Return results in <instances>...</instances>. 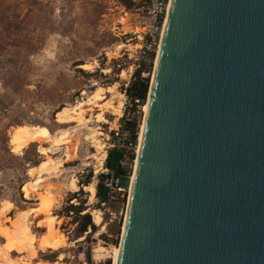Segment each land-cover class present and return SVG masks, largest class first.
I'll use <instances>...</instances> for the list:
<instances>
[{
	"label": "water",
	"instance_id": "water-1",
	"mask_svg": "<svg viewBox=\"0 0 264 264\" xmlns=\"http://www.w3.org/2000/svg\"><path fill=\"white\" fill-rule=\"evenodd\" d=\"M118 264H264V0H170Z\"/></svg>",
	"mask_w": 264,
	"mask_h": 264
},
{
	"label": "rangeland",
	"instance_id": "rangeland-1",
	"mask_svg": "<svg viewBox=\"0 0 264 264\" xmlns=\"http://www.w3.org/2000/svg\"><path fill=\"white\" fill-rule=\"evenodd\" d=\"M148 3L149 0H0V226L10 225L18 212L31 210L26 220L36 239L32 242L34 256L26 245L27 249L11 251L7 258L2 254L0 264H23L25 260L29 264H112L126 217L136 148L126 152L123 159L129 171L124 195L117 192L115 200L102 204L96 190L91 195L84 186L96 187L98 175L106 171L105 159L118 122L129 120V115L118 113L122 112L125 79L130 66L136 63L127 56L131 49H125L136 43L135 38L127 41L131 36L128 31L139 29ZM161 34L154 50L140 59L145 69L142 75L148 78L149 85ZM115 51L125 54L118 61L108 60L106 53L114 55ZM84 64L90 66L85 69ZM80 102L81 114L70 113ZM146 103L147 98L137 109V145ZM98 113L104 120H96ZM23 124L47 128L53 137L65 133L68 142L52 149L53 158L64 157L66 146L71 149L72 158L63 159L58 172L44 174L47 177L43 175V181L32 186L35 175L29 174L28 168L45 159L39 148L47 143L38 136L14 153L11 134ZM70 205L81 206V214L89 213L95 228L80 232L82 220L68 209ZM51 215L55 216L54 228L64 235L65 245L42 251L37 247V238L47 231L46 220ZM95 217L101 224L94 222ZM5 241L0 237L1 247H6ZM60 254L63 257L58 260Z\"/></svg>",
	"mask_w": 264,
	"mask_h": 264
},
{
	"label": "bare ground",
	"instance_id": "bare-ground-1",
	"mask_svg": "<svg viewBox=\"0 0 264 264\" xmlns=\"http://www.w3.org/2000/svg\"><path fill=\"white\" fill-rule=\"evenodd\" d=\"M170 3L168 5V10H169ZM166 21V20H165ZM165 24V22H164ZM164 27V25H163ZM163 30V29H162ZM158 53V52H157ZM90 65L89 64H84L82 65L83 68H88ZM112 88V87H109ZM109 92V91H108ZM111 92V91H110ZM82 106V102H80L78 105H76L73 109H70L69 112L73 114H77L79 116L81 112L78 110L79 107ZM146 109H147V103L143 106L144 110V118L146 114ZM119 115H121V111L119 110ZM101 113L96 114V120L101 121L104 120L103 117H101ZM142 128H143V123H142ZM142 132V129H141ZM141 132H140V138H141ZM38 136H43L47 146L45 147H40L39 151L41 154L45 155V159L42 160L40 163H38L35 166H30L28 168V173L31 175H35L34 180L31 182V185H36L39 181H42L43 175L44 174H51V173H56L59 170V167L63 165V159H71L72 156L70 154L71 149H69L68 146H66V151L64 154V157H58V158H53L51 153L52 149L54 147H60L62 145H65L68 142V139L65 137V133L60 134L58 137H52L49 134V131L47 128H40L37 125H27L23 124L17 127V129L11 134V145H12V151L14 153L20 152L22 149H24L28 144L32 143L34 140L37 139ZM140 138H139V143H140ZM139 143L137 145V142H134L136 151H137V156H136V163L134 167V171L136 170L137 166V161H138V152H139ZM76 146L72 149L75 151ZM133 171V175H134ZM133 175L130 180V190L132 189L133 185ZM85 188L91 193V195H94L95 193V187L93 185H88L85 186ZM24 190L26 191V196L29 194V189L27 184L24 186ZM36 191V190H35ZM45 191V189H44ZM48 193V191H46ZM47 196V194H46ZM91 197V196H90ZM92 198V197H91ZM42 199V198H41ZM44 200V199H42ZM129 201V200H128ZM2 212V209H0ZM0 212V213H1ZM31 212V210L25 211L22 210L17 213V215L13 218L10 219V225L5 226H0V237H3L6 239V243L3 244L6 247H1L0 246V256H5L6 258L9 255V252L11 251H20L23 248L28 245V249L32 251V255H35L34 251V246L32 242L35 239L33 234L30 231V226L28 223L27 216ZM3 213V212H2ZM1 215V214H0ZM126 215V213H125ZM54 215L48 216L47 217V231L44 232L38 239L37 241V247L44 251L46 249H51V250H58L64 247L65 245V238L64 235L60 234L56 228H54ZM124 230V228L122 229ZM25 246V247H24ZM27 249V248H25ZM36 250V249H35ZM119 252L120 248H116L113 258H112V264H118V258H119ZM63 257L62 254L58 256V260H60ZM11 258V257H10ZM27 261V260H25ZM22 262L23 264H29V262ZM12 264V263H9ZM18 264V263H16ZM36 264H62L60 261H40L37 262Z\"/></svg>",
	"mask_w": 264,
	"mask_h": 264
},
{
	"label": "built area",
	"instance_id": "built-area-1",
	"mask_svg": "<svg viewBox=\"0 0 264 264\" xmlns=\"http://www.w3.org/2000/svg\"><path fill=\"white\" fill-rule=\"evenodd\" d=\"M170 0H149L148 7H147V14L146 16L139 21L140 25L137 27L139 29L128 31L131 36L127 38V41H130L132 39H137L136 43H130L129 47H126V51L128 49H131V52L127 54L128 58H134L136 63L130 66L129 68V77H126V82L124 83L125 88L130 83L133 73L136 69L139 68L140 59L145 57L148 52L153 51L155 48V45L157 44V41H159V34L162 32V28L165 22L166 13L168 10ZM122 34H126V32H123ZM128 46V45H127ZM117 52V51H115ZM125 53H122L118 51L114 55H109V53H106V57L108 60L113 58V60L118 61L122 58V56ZM133 67V71H132ZM124 72V69L121 71ZM126 73V72H125ZM123 102H122V114L127 117L129 115L128 119L131 116H138V110L137 111H131V101L130 97L126 95L125 89L123 92ZM138 101V100H136ZM140 107L137 106V109ZM121 119L118 122V128L115 130V137L113 138L112 147H123L126 150H133L135 148L134 142L130 140L125 133H120L121 129ZM105 186L109 189L108 192V202L115 200V193H121L124 195V192L126 191L125 186L120 184L119 179L114 177L113 173H111L106 179H105ZM117 193V194H118ZM107 202V203H108ZM105 204V203H102Z\"/></svg>",
	"mask_w": 264,
	"mask_h": 264
},
{
	"label": "trees",
	"instance_id": "trees-1",
	"mask_svg": "<svg viewBox=\"0 0 264 264\" xmlns=\"http://www.w3.org/2000/svg\"><path fill=\"white\" fill-rule=\"evenodd\" d=\"M144 65H140L133 73L132 79L128 86L125 88L126 95L130 97L132 104L131 111H137V106L143 105L146 102L148 90H149V80L146 77H143L142 72L144 71ZM138 100V101H136ZM121 119L122 126L120 133H125L127 137L133 142L137 141L138 136V116H131L129 120ZM15 131V130H14ZM13 131V132H14ZM49 131V130H48ZM51 135V132H49ZM52 136V135H51ZM53 137V136H52ZM58 137V136H57ZM132 150H126L123 147L113 146L108 149L107 156L105 159V173L98 175V182L96 184V197L99 200V203L108 202V192L109 189L105 186V179L113 173L114 177L119 179L120 184L127 187L129 182V171L123 166V159L126 157V152H131ZM87 186V185H86ZM85 187V186H84ZM95 194V193H94ZM70 211H74L76 215L82 220L79 225V231L84 233L88 230L89 227L95 228V225L92 223L91 215L89 213H84L81 206L70 205L68 207ZM96 216L100 217L97 211ZM94 222L98 225L101 224V220L96 222V217Z\"/></svg>",
	"mask_w": 264,
	"mask_h": 264
},
{
	"label": "crops",
	"instance_id": "crops-1",
	"mask_svg": "<svg viewBox=\"0 0 264 264\" xmlns=\"http://www.w3.org/2000/svg\"><path fill=\"white\" fill-rule=\"evenodd\" d=\"M55 148H57V147H55ZM55 148H53V149H55ZM46 177H47V175H44V178H46ZM44 178H43V179H44ZM43 179H42V181H43Z\"/></svg>",
	"mask_w": 264,
	"mask_h": 264
}]
</instances>
